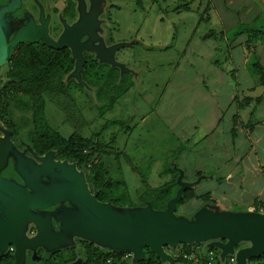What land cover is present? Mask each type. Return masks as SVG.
<instances>
[{"label": "rangeland", "instance_id": "obj_1", "mask_svg": "<svg viewBox=\"0 0 264 264\" xmlns=\"http://www.w3.org/2000/svg\"><path fill=\"white\" fill-rule=\"evenodd\" d=\"M197 2L200 1L81 0V8L86 13L91 6H99L95 38L84 34V41L97 43L104 49L116 43L121 44L114 50L119 51L115 55L113 53L115 64L101 61L92 50H82L81 54L85 52L99 63L112 66L114 70L109 78H103L100 83H91L83 77L82 69L79 75L74 74V65L65 78V81L71 79L75 82L69 84V93L62 95L59 103L53 100L47 101L45 105L48 124L63 137L76 131L92 141L97 150L88 163L99 161L105 165L109 171L108 177L119 182V188L126 191L135 204L142 203L149 188L170 178V173L163 172L167 166L179 168L177 156L180 151L184 152L185 143L174 127L178 121H185L188 129L192 126L193 121L189 117L191 111L195 110L194 103L199 93L197 89L203 75L208 77L209 73L206 66L211 55L207 51L208 45H222L217 38L220 36L215 40L204 39L211 27L217 31L212 26V21L216 20L208 22L201 19L202 8L201 11L198 9ZM183 3H187L189 9L175 12L174 8ZM82 14L79 13V16ZM263 23H240L235 29L238 34H249V41L245 43V60L254 69L256 63L263 66V58L251 48L255 42H264V36L260 34V31L264 32ZM61 28V25H54V35L60 33ZM109 32L116 43H112L113 40L108 37ZM50 37L53 38V34L50 33ZM249 43H252L251 46H248ZM223 54L225 56L224 50ZM198 67L200 75L194 72V69L199 70ZM28 160L32 169L40 173V181L46 187L52 188L55 183L62 181L45 178L46 166L41 165L39 157H27L26 163ZM77 167L85 174L91 188L89 171L84 165ZM19 168L16 157H13L10 163L0 169V173L18 181L14 171L19 173ZM202 189L203 186L197 191ZM204 202L193 199L187 211L178 208L175 214L194 220L198 209L205 206ZM61 204L51 206V211ZM213 242L201 241V245L204 249H217L220 255V248L214 246ZM247 245L248 241L238 243L234 246L233 254ZM195 246L197 244H190L189 251L192 252ZM164 250L176 258L175 264H186L179 257L181 251H186L181 244L166 246ZM128 258V264H132L133 257ZM163 264L167 262L163 261Z\"/></svg>", "mask_w": 264, "mask_h": 264}, {"label": "water", "instance_id": "obj_2", "mask_svg": "<svg viewBox=\"0 0 264 264\" xmlns=\"http://www.w3.org/2000/svg\"><path fill=\"white\" fill-rule=\"evenodd\" d=\"M18 5V0L10 3L0 10V17L5 12L13 11ZM84 10L83 8L78 22L66 26L58 41H52L48 37L44 21L43 27L24 26L7 43L0 23V65L5 60L7 44L14 45L21 41L23 30L27 31L29 38L39 36L45 44L56 49L71 46L76 58L75 75H79L84 63L82 50H92L101 61L115 64L113 53L121 46L120 43L104 49L101 45H93L91 41H79L81 34L94 37L98 24L99 6H91L87 13ZM8 145L9 140L5 135L0 141V167L6 163ZM17 157L22 177L29 189L0 175V202L4 205L0 215V256L8 244H14V264L22 262L26 246L58 248L68 243L67 237L72 235L113 250L131 252L133 262L144 258L143 247H148L162 261L175 264V258L164 250L166 246L201 244V241L207 240H214L213 245L220 248L221 259L233 254L235 245L248 241L249 245L235 251V264H248L250 258L258 257L264 252V212L216 211L214 207L205 205L198 209L194 220L176 215V202L181 200L184 189L193 184L182 180L183 173L180 170L177 177L179 189L165 209L155 210L149 203L143 207L118 208L111 202L99 201L96 194L87 188L84 173L76 169L75 163L54 159L52 151L37 156L42 161L41 165L46 166V177L62 180L52 188L40 181L38 171L28 173L24 170L23 156L18 154ZM65 202H69L74 208H62L61 212L54 214V218L59 221V227L54 231L51 228L52 214L36 211ZM30 221L35 222L37 231L33 237L27 238L24 231Z\"/></svg>", "mask_w": 264, "mask_h": 264}, {"label": "crops", "instance_id": "obj_3", "mask_svg": "<svg viewBox=\"0 0 264 264\" xmlns=\"http://www.w3.org/2000/svg\"><path fill=\"white\" fill-rule=\"evenodd\" d=\"M198 1L201 19L216 20L212 26L217 31L211 27L204 39L220 36L222 45H208L209 73L197 89L195 110L189 117L192 126L188 129L185 121H178L174 127L185 143L184 152L177 156L178 169L182 180L193 183L194 192L178 208L187 211L191 200L201 199L216 211L264 212V84L245 60L249 34L235 32L240 23L264 21V0ZM184 4L174 11H187L189 5ZM254 45L252 51L263 58L264 66V42ZM194 72L200 75V68Z\"/></svg>", "mask_w": 264, "mask_h": 264}, {"label": "flooded vegetation", "instance_id": "obj_4", "mask_svg": "<svg viewBox=\"0 0 264 264\" xmlns=\"http://www.w3.org/2000/svg\"><path fill=\"white\" fill-rule=\"evenodd\" d=\"M13 1L15 0H0V10L6 6H9ZM80 2L81 0H18L19 5L13 11L5 12L0 17V23L6 42L10 43L11 40L20 33L24 26L40 25L43 27L44 21L46 23V33L48 37L52 41H58L67 25L71 26L80 20L81 15L79 16V13L83 12V8L80 7ZM57 24L61 25L62 28L60 29V33L54 35V25ZM50 33L51 35L53 34V38L50 37ZM21 34V41L14 45L7 44L5 60L0 65V141L5 137V135H7L9 140V147L6 154V163L1 166L0 169L5 167L6 164L10 163L13 157H16L18 161L17 156L18 154H21L24 158L22 168L27 170L28 173H31L34 171L32 169L31 162H29L31 159L28 160L27 163L26 159L27 157L34 159L36 156H38L34 151L33 142L29 136V133L30 131H33L34 126L32 122V111L30 110V107L33 103L34 94H24V92H22V90L19 88L16 79L12 78L11 69L13 67V62L10 61V56L16 51L18 54L23 55L25 54V49L29 51L27 55L30 56L32 55V51L39 50L43 47V45H46V48L56 54L64 55L69 53V58L73 59V68L76 59L72 53L71 46H63L56 49L51 45L45 44L42 38L39 36L29 38L26 30H23ZM83 35L84 34H81L79 38V41L82 43L85 39ZM112 36L113 35H111L109 32L108 37H110V40L114 39H112ZM116 42V40H113L112 43ZM93 45H97V43ZM125 47L126 46H124V49ZM118 51L119 50H116L114 55ZM82 54L85 61V57H88L89 55H87L85 52ZM105 68L111 72L114 70L112 66H106V64ZM68 74L69 73H65L60 76V78H58V82L62 83L64 86H67V84L71 83L75 84V82L71 79V81H65V78L67 79ZM42 96L44 98L45 110L46 102H51V96L50 94L48 95V92L42 93ZM14 104H17L18 106H15ZM54 159H56L55 156ZM68 163L71 162L68 161ZM26 165L27 167H25ZM75 167L78 171H81L77 167V164H75ZM14 174L15 177H18V181H15L0 173L1 176L29 189L25 185L21 171L19 170V173L17 174L16 171H14ZM85 181L87 188L91 193H95L97 198L98 190L95 189L92 184L91 188L89 187V182L86 177ZM3 206L0 202V215ZM62 208L73 209L74 206L69 202H65L55 207L53 211H51L53 207H49L36 212H40L41 214L50 212V214H52L51 228L52 230L56 231L59 227V221L54 218V214L56 212H61ZM36 231L37 226L35 222L30 221L27 223L24 233L27 238H31L35 235ZM67 238L69 239V242L58 248H49L45 245H38L35 248L26 246L24 250V256L20 264H113V259L110 256L106 257L107 254L114 252L113 249H110L109 247H103L86 238L75 235L68 236ZM15 252L16 246L10 243L3 250L2 255L12 256V264H14ZM126 259L129 263V258L126 257Z\"/></svg>", "mask_w": 264, "mask_h": 264}, {"label": "trees", "instance_id": "obj_5", "mask_svg": "<svg viewBox=\"0 0 264 264\" xmlns=\"http://www.w3.org/2000/svg\"><path fill=\"white\" fill-rule=\"evenodd\" d=\"M184 5L185 7L187 6V4ZM260 34L264 36L263 31H260ZM46 47V45H43L39 50L32 51L30 56L27 55L29 53L27 49H25V54L23 55L18 54L16 51L10 56V61L13 62L11 69L12 78L16 79L19 88L24 94H34L33 103L30 107L34 126L29 136L33 142L36 155L41 156L52 151L58 160H67L77 165H84L89 171L92 186L98 190L97 199L101 202L111 201L114 206L119 207H143L149 203L155 210L165 209L168 201L176 195L179 189L177 182L178 168L172 169L167 166L164 169V173H170V178L154 188H149L146 195L142 198V203L135 204L129 199L126 191L119 188V182H114L108 177L109 171L105 165L99 161L88 163L90 162V157L97 150L90 139L76 131L68 137H63L48 124L42 93L48 92V95L50 94L51 96V101L54 100L58 103L62 95L66 96L69 93V84L64 86L58 82V78L73 69V59L69 58V53L64 55L56 54ZM254 67V71L259 75L260 82L264 84V67L259 63L254 64ZM82 70L83 77L91 83H100L103 78L107 79L112 74L111 71L106 70L105 64L99 63L89 56L85 57ZM14 105L18 106L17 104ZM97 147L99 148L98 145ZM193 197L192 188H185L182 192L181 200L175 204V211H177L180 204L187 202ZM181 245L184 246L186 251H189L188 246L190 244ZM143 251L144 258L132 264H163L160 257L148 247H143ZM125 254L126 252L114 250L113 253L107 254L106 257L110 256L113 259V264H128ZM12 262V256H0V264H12ZM251 262L264 264V252L260 256L250 258L247 261L248 264Z\"/></svg>", "mask_w": 264, "mask_h": 264}, {"label": "built area", "instance_id": "obj_6", "mask_svg": "<svg viewBox=\"0 0 264 264\" xmlns=\"http://www.w3.org/2000/svg\"><path fill=\"white\" fill-rule=\"evenodd\" d=\"M192 250V252L181 251L180 253L179 257H181L186 264L190 262H192V264H235L234 254H228L224 259H221L219 251L213 247L204 249L201 244H197V246L192 247ZM125 256L132 257L133 255L131 252H127Z\"/></svg>", "mask_w": 264, "mask_h": 264}]
</instances>
